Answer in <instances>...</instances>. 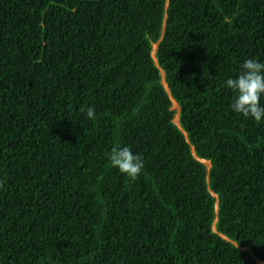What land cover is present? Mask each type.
I'll list each match as a JSON object with an SVG mask.
<instances>
[{
    "label": "trees",
    "instance_id": "obj_1",
    "mask_svg": "<svg viewBox=\"0 0 264 264\" xmlns=\"http://www.w3.org/2000/svg\"><path fill=\"white\" fill-rule=\"evenodd\" d=\"M246 58L264 0H0V264H263L264 122L225 86Z\"/></svg>",
    "mask_w": 264,
    "mask_h": 264
},
{
    "label": "clouds",
    "instance_id": "obj_2",
    "mask_svg": "<svg viewBox=\"0 0 264 264\" xmlns=\"http://www.w3.org/2000/svg\"><path fill=\"white\" fill-rule=\"evenodd\" d=\"M225 86L234 94L230 105L232 112L258 124L264 122V60L244 59L237 75L226 79ZM80 110L86 112L90 120L96 116L94 107H82ZM108 160L120 173L133 180L140 176L145 167L143 156L134 152L131 146L111 149Z\"/></svg>",
    "mask_w": 264,
    "mask_h": 264
},
{
    "label": "rangeland",
    "instance_id": "obj_3",
    "mask_svg": "<svg viewBox=\"0 0 264 264\" xmlns=\"http://www.w3.org/2000/svg\"><path fill=\"white\" fill-rule=\"evenodd\" d=\"M154 53H155V51H154ZM173 109L177 110V114H176V117H175V123L177 125H179V123H180V109H179V106H177L175 103H173ZM206 164H208V162ZM208 167L210 168V164L208 165Z\"/></svg>",
    "mask_w": 264,
    "mask_h": 264
},
{
    "label": "water",
    "instance_id": "obj_4",
    "mask_svg": "<svg viewBox=\"0 0 264 264\" xmlns=\"http://www.w3.org/2000/svg\"><path fill=\"white\" fill-rule=\"evenodd\" d=\"M157 47H158V45H156V50H157ZM165 85H166V87H167V90L169 91V88H168V86H167V84L166 83H164ZM176 101L174 100V102L173 103H175ZM177 103V102H176ZM178 104V103H177ZM178 106H179V109L181 110V108H180V105L178 104ZM194 155H195V153H194ZM200 161H202V162H204V163H206V162H208L207 160H203V159H200V158H198ZM210 163V168H211V162H209ZM264 264V263H263Z\"/></svg>",
    "mask_w": 264,
    "mask_h": 264
},
{
    "label": "bare ground",
    "instance_id": "obj_5",
    "mask_svg": "<svg viewBox=\"0 0 264 264\" xmlns=\"http://www.w3.org/2000/svg\"><path fill=\"white\" fill-rule=\"evenodd\" d=\"M155 53H156V48H155ZM155 53H154V55H155ZM175 104L178 106V104L175 102ZM207 163V162H206ZM210 163L208 162V165H209Z\"/></svg>",
    "mask_w": 264,
    "mask_h": 264
}]
</instances>
